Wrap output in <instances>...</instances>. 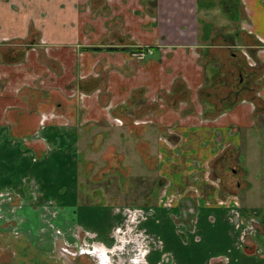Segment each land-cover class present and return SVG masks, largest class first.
<instances>
[{"label": "crops", "instance_id": "crops-1", "mask_svg": "<svg viewBox=\"0 0 264 264\" xmlns=\"http://www.w3.org/2000/svg\"><path fill=\"white\" fill-rule=\"evenodd\" d=\"M201 4L0 0V264H70L40 215L62 221L52 228L79 227L63 210L76 205L87 146H106L105 160L150 164L166 181L160 197L142 195L162 207L143 223L162 247L137 264H264V208L241 201L252 183L237 152L243 136L264 129V0L233 6L261 68L252 95L239 99L234 86L233 98L208 92L199 41L211 25H199ZM209 101L229 106L211 112ZM235 167L245 186L230 184ZM183 215L196 217L192 233L174 223ZM111 243L101 244L108 259Z\"/></svg>", "mask_w": 264, "mask_h": 264}, {"label": "rangeland", "instance_id": "rangeland-1", "mask_svg": "<svg viewBox=\"0 0 264 264\" xmlns=\"http://www.w3.org/2000/svg\"><path fill=\"white\" fill-rule=\"evenodd\" d=\"M199 2L203 7L198 9L196 16L200 23L198 24L200 27L211 25V30L208 28L205 31V33H209L206 34L207 39L204 42L199 41L201 46L205 47L204 54L200 52V56L205 63L206 76L209 77L211 74L210 85L213 87L208 92L219 94L224 98L226 96L233 98L230 96L232 94L230 86H234L239 92L241 90L240 94L238 93V99L252 95L250 89L259 83L261 71L254 58L251 57L250 52L253 44L244 32L243 24L233 19V6L238 8V0H199ZM224 6H228L226 10L230 12L231 18L227 16ZM202 31L203 29H200V34ZM236 32H242L243 35H238L232 42L228 39L223 40L224 37H234ZM214 37L216 38L213 39ZM240 75L241 77H239ZM208 92L205 91V94ZM213 97L211 95L210 101H213ZM224 100L228 101V99ZM210 101L208 110L211 112L221 111L229 106L225 103L219 104ZM125 135L131 141L132 138L129 137L131 134L128 131H125ZM250 138L254 139L251 147L248 146ZM132 148L128 145L126 148H122L125 156L129 154L128 157H131V160ZM82 150H85V154L92 161L83 163L79 167L76 205L73 209L63 210L69 219L74 218L75 224L79 227L74 228L72 225L66 224L64 229L52 228L53 225L62 226L59 223L62 221L59 218L58 220L53 218L47 211L44 215H40L42 226L52 231L50 239L55 242L54 250L56 251L57 245L63 247V243H66L70 253H79L85 249L90 250L93 246H97V243L99 245V242L104 243L111 235L113 243L110 246L112 248H106L114 250L115 255L109 254L112 256L110 264H133L140 261L138 255L143 256L148 250L150 251L151 247H155L154 243H158L160 249L162 247L160 236L156 239L146 237L147 233H144V229L148 224H143L145 215L140 209L146 202L142 198L145 193L150 192L149 195L153 197L157 196L158 191L163 194L164 185H166L164 178L159 177L158 172H155L149 166L150 164L144 163L145 165L139 164L138 166L136 160L121 161L116 157L105 160L104 156L108 150L106 146L98 148L97 151H91L89 146ZM257 151L262 153L257 155ZM237 152L240 158L238 162L243 166L245 164L249 180L252 183L250 190L241 192V201L244 203L248 201L253 206L264 208V129L260 128L254 137L252 134L249 137L248 135L243 136L241 150ZM235 169L236 175L227 173L228 179L232 178L231 185H234L236 178V181H242L241 169L239 167H235ZM241 184L245 186L243 182ZM153 187H156V190L152 189ZM172 202H170L171 205ZM150 203L152 208L161 207L159 201L151 200ZM146 204L148 205V203ZM78 208H83V210H78ZM50 210L48 209V212ZM84 210H86L85 213H83ZM113 211L119 215V222L113 216ZM157 218L161 219V217ZM114 222L115 225H113ZM178 222L179 220L176 221V223ZM140 223L143 225L141 226ZM188 223L193 225L192 231H190L192 233L194 225L197 223L196 217H190ZM55 235L60 238L59 241L56 240L57 242L54 240ZM179 236L181 239L182 235L179 234Z\"/></svg>", "mask_w": 264, "mask_h": 264}, {"label": "flooded vegetation", "instance_id": "flooded-vegetation-1", "mask_svg": "<svg viewBox=\"0 0 264 264\" xmlns=\"http://www.w3.org/2000/svg\"><path fill=\"white\" fill-rule=\"evenodd\" d=\"M241 34V36L243 35L242 34V32H236L235 34H234V37L233 36H230V37H228V38H223V40H229L230 42H232V40H234L235 39V37H237L238 35H240ZM218 36H220V35H218ZM216 38V37H215ZM215 38H213V39H215ZM207 39V38H206ZM205 49H203L202 50V53L204 54V51ZM139 54H143V53H139ZM251 57H253V56H251ZM256 65H258V67H260V65L257 63ZM251 66H254V65H251ZM261 69V68H260ZM239 77H241V75L239 76ZM241 81V80H240ZM233 172L232 173H236V169H231ZM234 175H236V174H234ZM164 180V183H166V181H165V179H163ZM216 181V180H215ZM166 185H164V187H165ZM161 191L159 192L158 191V196L160 197L161 196ZM169 208V207H168ZM168 208H165V209H168ZM153 209L154 208H152V207H150V206H148L147 207V205L146 204H144L143 206H142V209H140L141 210V212H143L144 213V217H146L147 219H149V217H151L152 216V213H153ZM139 210V211H140ZM189 219H190V216L188 217V216H186V215H183V216H181V217H179L178 219H176L175 221H174V223H176V221L177 220H179V222L178 223H176V224H184V226L185 227H187V229H188V231L190 230H192L191 228H192V225H190L189 223H188V221H189ZM181 220V221H180ZM146 230V229H145ZM119 231V230H118ZM120 232V231H119ZM93 237H94V235H93ZM146 237H149V238H153V239H156V237H155V235H153V234H148L147 233V235H146ZM184 237V236H183ZM58 239V240H57ZM54 240L56 241H59L60 240V238L58 237V235L56 236H54ZM56 241V242H57ZM156 242V241H155ZM161 242V241H160ZM59 243V242H58ZM150 243V242H149ZM93 244H95V243H93ZM101 242H99V245H98V243L96 244L97 246H93L90 250H87V249H85L84 251H80L79 253H70V251H69V247L68 246H66V243H63V247H61V246H56V251H55V253L57 254V256H59V257H63V259H65V260H67L68 262H70V264H79V262H78V260L79 259H82V260H84V259H86L87 260V263L88 264H110V260H111V262H112V256L110 255L109 257V259H108V257L106 256V253H105V251H104V249L101 247ZM154 245H155V247H151L150 248V252H155L156 250L158 251L159 250V248H158V243L156 244V243H154ZM160 249H161V247H160ZM135 252H136V250H135ZM110 253H112V254H114L115 255V252H114V250L113 251H110ZM109 260V261H108ZM170 259H169V257H162L161 259H160V261H159V264H166L168 261H169ZM114 262V261H113ZM133 264H137V261H136V263H133ZM147 264V263H146ZM149 264H152V263H149ZM158 264V263H157Z\"/></svg>", "mask_w": 264, "mask_h": 264}, {"label": "built area", "instance_id": "built-area-1", "mask_svg": "<svg viewBox=\"0 0 264 264\" xmlns=\"http://www.w3.org/2000/svg\"><path fill=\"white\" fill-rule=\"evenodd\" d=\"M138 56H139V57H142V56H143V54H139ZM120 124H121V123H120Z\"/></svg>", "mask_w": 264, "mask_h": 264}]
</instances>
